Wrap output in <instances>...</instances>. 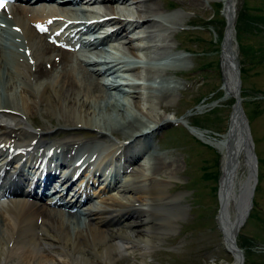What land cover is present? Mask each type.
Returning <instances> with one entry per match:
<instances>
[{
    "label": "bare ground",
    "instance_id": "bare-ground-1",
    "mask_svg": "<svg viewBox=\"0 0 264 264\" xmlns=\"http://www.w3.org/2000/svg\"><path fill=\"white\" fill-rule=\"evenodd\" d=\"M82 1L75 6L13 2L0 13L5 15L0 17V155L19 161V165L5 161L0 165V187L10 191L4 202L0 200V264H115L124 244L154 245L166 231H173L181 212L177 196L166 193L167 182L156 178L176 174V159L153 153L151 162L142 166L134 157L140 148L149 149L148 138L170 121L166 102L177 86L160 74L175 71L176 64L154 60L166 57L162 53L169 47L170 30L180 20L162 15L155 0ZM222 7L226 25L219 49L222 90L225 98L236 95L240 105L236 0H222ZM52 15L67 35L72 28H83L91 41L77 50L64 46L65 42L57 44L54 28L43 32ZM103 15L117 28L98 38L102 28L95 29L98 24L91 19ZM41 104L59 115V126L69 127L56 132L59 140L46 142L48 133L33 129L25 120ZM235 104L225 132L190 128L221 156L218 189L224 196L219 194L218 229L224 249L232 256L231 262L222 264L238 263L237 253L242 250L236 235L251 209L257 181L253 138ZM79 127L90 131L70 132ZM241 128L248 143L245 151ZM80 134L96 138L82 141L75 137ZM112 135L129 138L132 147L119 170L110 166L106 173L98 172L95 166L90 183L85 180L81 185L82 179L78 180L59 207L30 198L33 180L20 172L22 167L43 163L45 158L47 170L54 159L58 164L69 159L68 165L74 166L73 161L86 155L63 178L71 185V176L78 168H88L92 153H100L105 142L115 144ZM50 149L54 159H48ZM49 185L44 187L47 192ZM234 225H240L236 233ZM232 240L238 252L229 244Z\"/></svg>",
    "mask_w": 264,
    "mask_h": 264
},
{
    "label": "rangeland",
    "instance_id": "rangeland-1",
    "mask_svg": "<svg viewBox=\"0 0 264 264\" xmlns=\"http://www.w3.org/2000/svg\"><path fill=\"white\" fill-rule=\"evenodd\" d=\"M155 1L162 15H176L180 20L170 30L169 47L162 53L166 57L157 60L176 64L175 71L160 75L177 87L173 90V98L166 102L165 113L170 121L159 126L148 141L155 146L159 144V155L171 156L177 161L176 174L157 175L156 178L167 182L166 193L177 196L181 212L173 231H166L154 245L124 244L115 264L231 262L232 256L222 245L215 221L221 156L191 131L193 127L212 134L225 132L234 100L224 97L219 70V41L225 25L222 0ZM235 10L239 94L257 162L251 209L238 229L236 244L242 250V264H264V0H236ZM127 103L132 107L131 102ZM58 117L56 112L52 113L41 104L25 120L33 129L47 132L46 141L51 142L58 139L56 132L69 128L59 126ZM78 130L90 131L70 128L71 133ZM92 134L75 137L91 141L96 138ZM111 139L118 140L116 135Z\"/></svg>",
    "mask_w": 264,
    "mask_h": 264
},
{
    "label": "water",
    "instance_id": "water-1",
    "mask_svg": "<svg viewBox=\"0 0 264 264\" xmlns=\"http://www.w3.org/2000/svg\"><path fill=\"white\" fill-rule=\"evenodd\" d=\"M224 22H225V20H224ZM225 27H226V25H224V29H223V33H222V37H221V41L219 42V49H221V46H222V40H223V37H224V34H225ZM220 54V53H219ZM220 56V55H219ZM234 97V100H233V102H232V106H234V103H236L235 104V106H236V111H237V113H239L240 114V120H241V116L243 117V114L241 113V107H240V105H239V98L236 96V95H234L233 96ZM241 122V121H240ZM241 126H242V124H241ZM229 131H230V129H229ZM236 133V132H235ZM239 136H240V141H242V143H243V151H245L246 150V148H247V139H246V136H245V134H244V129H242L241 128V131H240V133H239ZM221 193V195L222 196H224V194L221 192V190L220 189H218V185H217V200H218V208H217V211H216V215H215V221H216V224H217V228H218V226H219V218H220V216H221V211H220V203H219V194ZM238 227H239V225L238 226H233V232L234 233H236V231H237V229H238ZM236 230V231H235ZM229 244L231 245V247L233 248V249H235L237 252H238V249H237V247H236V245H235V242L232 240V242H229ZM241 259H242V257H241V254L239 253H237V260H238V263L237 264H241ZM240 260V261H239Z\"/></svg>",
    "mask_w": 264,
    "mask_h": 264
},
{
    "label": "snow or ice",
    "instance_id": "snow-or-ice-1",
    "mask_svg": "<svg viewBox=\"0 0 264 264\" xmlns=\"http://www.w3.org/2000/svg\"><path fill=\"white\" fill-rule=\"evenodd\" d=\"M3 7V3H0V8H2Z\"/></svg>",
    "mask_w": 264,
    "mask_h": 264
}]
</instances>
